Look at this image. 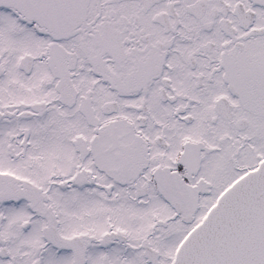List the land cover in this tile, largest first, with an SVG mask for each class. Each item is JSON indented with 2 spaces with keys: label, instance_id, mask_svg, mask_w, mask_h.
Segmentation results:
<instances>
[{
  "label": "snow or ice",
  "instance_id": "6c2138e0",
  "mask_svg": "<svg viewBox=\"0 0 264 264\" xmlns=\"http://www.w3.org/2000/svg\"><path fill=\"white\" fill-rule=\"evenodd\" d=\"M0 264H264V0H0Z\"/></svg>",
  "mask_w": 264,
  "mask_h": 264
}]
</instances>
